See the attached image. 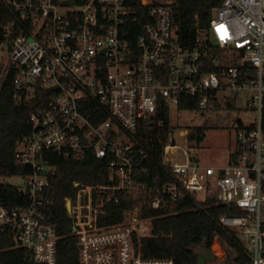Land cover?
Wrapping results in <instances>:
<instances>
[{
	"label": "built area",
	"instance_id": "built-area-1",
	"mask_svg": "<svg viewBox=\"0 0 264 264\" xmlns=\"http://www.w3.org/2000/svg\"><path fill=\"white\" fill-rule=\"evenodd\" d=\"M67 1L0 0L19 16L3 27V72H14L17 102L43 101L31 111V130L16 149L19 161L31 167L18 186L29 202L0 204V226L10 228L36 262L56 264L57 229L42 209L55 168L49 151L63 158L91 151L110 156L109 182L75 181L76 193L64 198L79 264H176L145 255V238H160L154 218H141L135 208L105 225L99 215L121 191L146 188L137 184L134 156L142 118L165 107L170 114L173 106L196 113L237 109L246 120L236 119L224 164L201 160L189 137L184 159L176 161L173 127L163 147L167 179L150 188L149 199L154 208L166 196L238 207L241 213L220 221L237 232L252 264H264V0H220L209 28L198 30L192 45L179 38L174 0H140L145 11L134 0ZM143 15L148 21L131 42L132 26ZM182 95L197 108L181 109ZM186 134L189 128L181 131ZM143 223L155 228H140Z\"/></svg>",
	"mask_w": 264,
	"mask_h": 264
},
{
	"label": "trees",
	"instance_id": "trees-1",
	"mask_svg": "<svg viewBox=\"0 0 264 264\" xmlns=\"http://www.w3.org/2000/svg\"><path fill=\"white\" fill-rule=\"evenodd\" d=\"M81 1V0H80ZM135 6L147 10L140 0H134ZM220 0H174L171 4L172 15L178 26V34L186 45L194 44L198 30L208 29L214 8ZM144 8V9H143ZM19 16L5 4L0 3V41L5 39L4 25ZM143 15L132 26L130 35L134 42L137 34L147 22ZM14 72H3L0 65V176L27 175L31 167L19 161L16 149L19 141L23 140L31 130L29 121L33 109L43 101L17 102L13 87ZM184 96V97H183ZM233 108L232 104H228ZM181 109H195L197 105L192 97L181 96ZM211 128L206 120L203 124L189 128V140L192 146L200 147L205 140L207 131ZM168 108H163L155 115L142 118L139 122L135 142V159L139 164L137 184L146 185L145 189L126 190L119 193L117 202H107L99 215L100 224H111L123 219L128 209L137 208L141 218H154L153 223L140 224V228H155L160 238L147 237L144 240V252L147 257L173 258L176 264H200L201 253L196 247L209 250L216 237L233 253L236 264H252L246 252L243 241L237 232L220 221L225 214H239L240 209L228 207L208 198L199 206L191 197L185 196L171 199L166 196L159 208L151 205L149 195L152 186H161L167 179V165L163 163V147L170 131ZM50 163L55 166L50 175V185L44 195L43 212L48 221L57 229V262L56 264H79V249L77 238L72 232V221L68 215L65 196L74 195L77 188L75 181L85 184L109 182L110 173L107 165L110 156L99 157L88 151L81 158H63L49 151ZM28 198L19 187L8 182H0V204L15 207L28 203ZM173 234L168 238L167 234ZM165 234V235H163ZM0 264H43L36 262L31 251L15 240L14 232L0 226Z\"/></svg>",
	"mask_w": 264,
	"mask_h": 264
},
{
	"label": "rangeland",
	"instance_id": "rangeland-1",
	"mask_svg": "<svg viewBox=\"0 0 264 264\" xmlns=\"http://www.w3.org/2000/svg\"><path fill=\"white\" fill-rule=\"evenodd\" d=\"M155 3H162L168 0H151ZM8 53L4 50L3 45H0V65L3 67L7 63ZM245 102H241L244 106ZM240 117L246 120V116L234 110L232 112L212 113L209 111L196 113L189 110H179L172 107L170 113V123L175 127L174 138L178 145L177 151L173 153L176 161L184 159L183 151L189 149L188 135H181V131L191 128L195 125L203 124L208 121L211 128L207 131L205 140L201 146L195 147V151L200 156L201 160L208 164H224L227 162L228 151L233 145L234 140V125L236 119ZM0 182H8L16 186H24V179L21 175L0 176ZM213 252L203 250L201 247H196L201 253L200 264H236L233 261V253L227 246L216 237L212 244Z\"/></svg>",
	"mask_w": 264,
	"mask_h": 264
},
{
	"label": "water",
	"instance_id": "water-1",
	"mask_svg": "<svg viewBox=\"0 0 264 264\" xmlns=\"http://www.w3.org/2000/svg\"><path fill=\"white\" fill-rule=\"evenodd\" d=\"M74 2V0H68L67 1V3H69V4H72ZM9 50H11V47L9 46V48H8ZM174 143V142H173Z\"/></svg>",
	"mask_w": 264,
	"mask_h": 264
},
{
	"label": "crops",
	"instance_id": "crops-1",
	"mask_svg": "<svg viewBox=\"0 0 264 264\" xmlns=\"http://www.w3.org/2000/svg\"><path fill=\"white\" fill-rule=\"evenodd\" d=\"M210 250L213 252V249H212V247L210 248ZM214 253V252H213Z\"/></svg>",
	"mask_w": 264,
	"mask_h": 264
},
{
	"label": "bare ground",
	"instance_id": "bare-ground-1",
	"mask_svg": "<svg viewBox=\"0 0 264 264\" xmlns=\"http://www.w3.org/2000/svg\"><path fill=\"white\" fill-rule=\"evenodd\" d=\"M184 97V96H183ZM197 105V104H196Z\"/></svg>",
	"mask_w": 264,
	"mask_h": 264
}]
</instances>
